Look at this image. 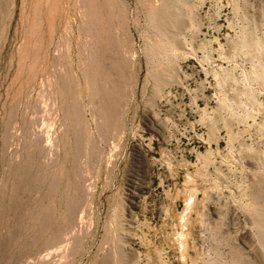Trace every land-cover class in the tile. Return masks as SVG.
I'll return each instance as SVG.
<instances>
[{
	"label": "rangeland",
	"instance_id": "obj_1",
	"mask_svg": "<svg viewBox=\"0 0 264 264\" xmlns=\"http://www.w3.org/2000/svg\"><path fill=\"white\" fill-rule=\"evenodd\" d=\"M0 264H264V0H0Z\"/></svg>",
	"mask_w": 264,
	"mask_h": 264
}]
</instances>
